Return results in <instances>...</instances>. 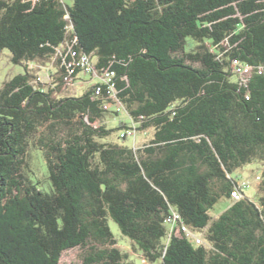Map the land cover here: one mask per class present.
<instances>
[{"label": "trees", "instance_id": "trees-1", "mask_svg": "<svg viewBox=\"0 0 264 264\" xmlns=\"http://www.w3.org/2000/svg\"><path fill=\"white\" fill-rule=\"evenodd\" d=\"M71 1L0 0V51L24 69L0 88V264H59L87 246L82 264H136L109 220L150 264H264V0ZM69 47L114 73L121 113L104 109L98 81L58 97ZM28 64H52L50 85ZM122 113L129 123L108 129ZM130 125L152 139L107 141ZM30 150L48 191L30 177ZM250 164L262 166L255 197L231 200L232 174ZM172 213L202 245L169 237Z\"/></svg>", "mask_w": 264, "mask_h": 264}, {"label": "rangeland", "instance_id": "rangeland-1", "mask_svg": "<svg viewBox=\"0 0 264 264\" xmlns=\"http://www.w3.org/2000/svg\"><path fill=\"white\" fill-rule=\"evenodd\" d=\"M66 4L71 5V0H65ZM11 54L8 50L0 51V88L3 84L13 77L22 74L24 72L22 65H15L11 61ZM28 68L36 73H40L42 68L48 69V71L53 70L52 64H49L47 67H41L38 64H28ZM42 74V73H41ZM43 78L45 77L46 73L44 72ZM238 79V77H234V80ZM97 82V79H93L90 76L85 74L79 73L77 75V79L71 85L66 87H62L61 93L58 94L59 98L67 97V96H74L80 97L88 88L93 86ZM119 122L129 123V119L126 113H122L118 116L109 115L105 121V124L108 129H112L118 125ZM131 126V125H130ZM121 135V131L115 132L112 136H110L107 141L119 144H125L126 146L132 147L134 149L142 147L144 144H147L153 135V130L151 128H141L137 130L136 136L133 138H127L125 140L118 139V136ZM29 167L33 171V174L30 175L33 181L39 180L41 181L42 188L45 191H48V183H46L47 179V170L45 166V162L43 160L42 153L38 150L29 151ZM262 166L257 164H250L246 165L242 169L238 170L236 173L232 174L234 179L239 178H247L252 179L255 174L260 172ZM46 183V184H45ZM257 184H254L250 189L244 191V195L249 199H253L255 197V189ZM230 202L226 200L219 201L211 211L212 217H217L221 214L224 210L227 209ZM109 227L113 233L114 238L117 240L118 245L117 248L120 249L122 252L127 253L131 260H133L136 264H150L145 261L142 255L138 252L136 246L129 241L128 239L121 236L118 227L116 224L109 220ZM89 246L85 247L84 249L77 247L74 249H70L64 251L61 255L59 264H82V256L84 255L85 250ZM155 264H160L157 262Z\"/></svg>", "mask_w": 264, "mask_h": 264}, {"label": "built area", "instance_id": "built-area-1", "mask_svg": "<svg viewBox=\"0 0 264 264\" xmlns=\"http://www.w3.org/2000/svg\"><path fill=\"white\" fill-rule=\"evenodd\" d=\"M67 55L70 56V61L66 63L63 61L62 65L65 67L66 70V76L64 78V86L66 87L68 85H71L75 82L77 79V75L79 73L85 74L87 76H90L93 79H97V81L100 83V85H104L106 87L105 92L107 95V98L111 100V102H108L105 104L104 109L105 110H114L117 113L122 112V105L118 101V99L115 96L114 92V73L105 71L101 74H98L95 70L94 64L91 61V58L86 55H81L78 59L75 57L77 56L76 52L71 50L69 47L67 50ZM75 69H78V73H75ZM251 67L247 64L238 62L234 60L232 62V72L238 79L244 80L246 77L251 73ZM44 72L46 73L45 77L43 78ZM42 73V74H41ZM50 74L48 69L41 70L40 73L37 74V78L35 79L34 83L36 85L38 84H49L50 85ZM102 92L101 86H98L96 88L95 94L100 95ZM137 127L138 125H133L128 129H125L121 132L120 137L121 138H133L136 136L137 133ZM260 180V176L258 174H255L252 179L247 178H241L237 182V186L233 189V191L230 193V199L231 200H238L243 196L244 191L250 189L252 185ZM165 225L168 228V234L169 237L172 235L179 236L184 235L186 238H188L190 241H192L195 245H202V235L199 233L193 232L191 229H189L182 221L181 217L177 213H172L171 216H168L165 219Z\"/></svg>", "mask_w": 264, "mask_h": 264}]
</instances>
